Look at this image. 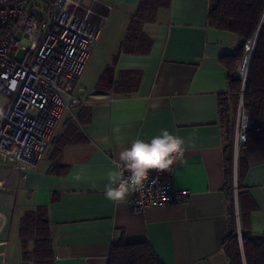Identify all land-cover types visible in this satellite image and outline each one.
<instances>
[{
  "label": "crops",
  "instance_id": "0c3cea01",
  "mask_svg": "<svg viewBox=\"0 0 264 264\" xmlns=\"http://www.w3.org/2000/svg\"><path fill=\"white\" fill-rule=\"evenodd\" d=\"M154 1V15L129 46L123 42L140 0L82 1L92 11L89 20L102 30L83 74L62 94L67 107L44 154L48 160L42 162L43 156L25 173L0 163V264H108L119 241L146 243L163 264H230L223 251L228 229L223 126L228 120L233 127L235 145L240 100L228 90L229 72L221 60L237 51L238 40L208 25L209 0ZM108 69L112 86L97 90ZM128 81L137 83L131 93L118 94ZM72 99L79 104L69 106ZM162 129L184 140L171 165L174 186L190 194L189 202L135 213L132 191L122 202L108 199L104 185L119 152L134 138L147 141ZM55 146L61 153L51 157ZM237 156L234 147L235 179ZM242 158L247 166L242 184L252 201L243 227L261 236L264 142L244 147ZM52 163L61 167L58 173L48 172ZM38 208L50 239L42 260L34 258V241L22 243L19 234L23 215ZM235 208L240 232L237 198ZM14 218L17 250L10 243Z\"/></svg>",
  "mask_w": 264,
  "mask_h": 264
},
{
  "label": "built area",
  "instance_id": "2783aa9c",
  "mask_svg": "<svg viewBox=\"0 0 264 264\" xmlns=\"http://www.w3.org/2000/svg\"><path fill=\"white\" fill-rule=\"evenodd\" d=\"M44 3L42 14L33 2ZM83 0H0V98L6 100L0 111V163L20 172L34 170L52 144L61 113L67 107L68 93L83 74L89 57L99 43L102 27L89 20L91 9ZM41 9L40 7L38 8ZM84 10V14H78ZM19 33L29 34L25 43ZM255 38L244 44L240 64L233 72L241 82L236 123L235 150L246 140L252 119L243 109V91ZM24 56L18 59V53ZM79 102L72 99L69 106ZM181 151L170 154L171 161ZM125 177L127 170H122ZM131 210L185 205L187 191L177 190L173 167L150 169L142 186L132 191ZM240 235V232H239Z\"/></svg>",
  "mask_w": 264,
  "mask_h": 264
},
{
  "label": "trees",
  "instance_id": "16d2710c",
  "mask_svg": "<svg viewBox=\"0 0 264 264\" xmlns=\"http://www.w3.org/2000/svg\"><path fill=\"white\" fill-rule=\"evenodd\" d=\"M156 7L154 0H140L135 17L127 30L123 46H129L131 42H136L135 39L137 40L141 35L140 25L154 15ZM207 20L211 28L231 33L238 40L237 51L221 60L229 72L228 90L236 99L239 98L241 92V82L238 79H232L233 72L242 59L244 44L256 38L259 31L251 56L242 100L243 109L250 115L252 123L246 131L245 142L238 149L236 179L234 176L233 127L229 125L228 120H225L223 126V191L228 216V229L223 242V251L230 264H264V235L252 236L243 227L245 219L248 221L246 218L247 211H249L248 204H251L252 201L242 184L247 170V166L243 163L242 149L264 142V0H209ZM110 73L109 69L103 73L97 83V90L112 86ZM127 75L134 76L133 73ZM123 77H125L124 74ZM121 82L124 81L121 80ZM133 84L137 83L133 81ZM133 84L128 81L122 88H119L118 94H130ZM113 90H115V86ZM220 106L221 113L225 114L226 108L222 101H220ZM60 153V148L55 146L51 157L56 154L58 156ZM60 168L56 163H52L48 172L55 174ZM234 179L236 180L235 188ZM236 198L239 206L240 235L235 208ZM19 234L22 243L29 239L34 241V258L41 260L47 258L46 254L50 245L48 224L47 218L40 208L35 212H27L23 215ZM108 264L163 263L146 243L119 241L112 245Z\"/></svg>",
  "mask_w": 264,
  "mask_h": 264
},
{
  "label": "clouds",
  "instance_id": "9594fccd",
  "mask_svg": "<svg viewBox=\"0 0 264 264\" xmlns=\"http://www.w3.org/2000/svg\"><path fill=\"white\" fill-rule=\"evenodd\" d=\"M183 145V138L167 129H162L147 141L134 138L130 146L119 152L118 160L108 171L105 196L113 201H124L131 191L142 186L150 169H167L172 163L170 154L182 151ZM122 170H127V177Z\"/></svg>",
  "mask_w": 264,
  "mask_h": 264
},
{
  "label": "rangeland",
  "instance_id": "374dc122",
  "mask_svg": "<svg viewBox=\"0 0 264 264\" xmlns=\"http://www.w3.org/2000/svg\"><path fill=\"white\" fill-rule=\"evenodd\" d=\"M49 2H50V0H45V4H49ZM33 6H34V10H35V12H37V13H40V14H42V10L44 9V3H41V2H39V1H35V2H33ZM41 8L40 10L38 9V8ZM17 38L18 39H20V40H23L25 43H28V42H30L31 40H32V38H31V36L29 35V34H23V33H19L18 35H17ZM24 56V52H19L18 53V59H21L22 57ZM239 64H240V62H239ZM238 64V65H239ZM237 65V66H238ZM5 102H6V100L4 99V98H0V111H1V109H2V107H3V105L5 104ZM237 113H238V111H237ZM53 136H54V134H53ZM52 145H53V143H52ZM52 145H50L49 147H48V149H47V152L48 151H50V149H51V146ZM48 157L47 156H44L43 157V160H42V162H44V161H46V160H48L47 159ZM42 159V158H41ZM41 161V160H40ZM41 162V163H42ZM19 203V202H18ZM15 221H16V218H14V221H13V226H12V228H11V230H10V236L12 237V239H10V243L11 244H13L14 243V247H15V249L17 250V248H18V244H17V242H15V240H17L16 239V230H15V226H14V224H15ZM12 246V247H13Z\"/></svg>",
  "mask_w": 264,
  "mask_h": 264
},
{
  "label": "water",
  "instance_id": "95a60500",
  "mask_svg": "<svg viewBox=\"0 0 264 264\" xmlns=\"http://www.w3.org/2000/svg\"><path fill=\"white\" fill-rule=\"evenodd\" d=\"M258 33H259V31L257 32L256 38H255V42H256V39H257V37H258Z\"/></svg>",
  "mask_w": 264,
  "mask_h": 264
}]
</instances>
